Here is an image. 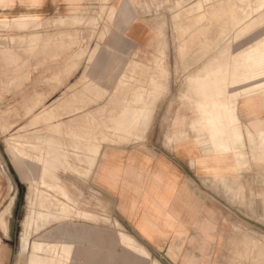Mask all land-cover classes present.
<instances>
[{"label": "crops", "instance_id": "crops-1", "mask_svg": "<svg viewBox=\"0 0 264 264\" xmlns=\"http://www.w3.org/2000/svg\"><path fill=\"white\" fill-rule=\"evenodd\" d=\"M94 1L0 0V12L8 18L16 12L18 25L31 26L34 37L58 39L65 35L67 41L78 31L71 27L73 21L86 19L84 24L90 23L91 18L78 16ZM175 1L183 5L182 10L177 9L180 3ZM213 4L212 7L211 2L204 0H109L113 15L99 22L96 35H108L113 43L108 47L83 48V54L78 52L77 57L83 56L79 63L72 60L65 65L67 71L71 67L70 75L74 78L64 86L49 85L54 89H75L72 97L88 106H120V114L114 119L120 131L116 139L119 144L87 143L88 153L76 163L64 159L72 150L61 138H56V148L50 149L51 153L56 152L57 167L81 170L63 172L60 184L68 199L79 206L75 211L81 210L84 218L97 216L98 222L81 216L76 223H56L39 231L40 238L32 241L28 228L17 229L15 225L18 210L13 205L15 201L18 204L17 191L8 211V184L15 181L7 163L8 154L0 151V220L7 223V236L3 237L4 246L0 249V256L4 257L1 264H12L11 256L8 259L6 254L12 252L14 244L15 264H23L22 259L24 264H30L34 255L44 259V254L33 249L39 241L37 245H42V249L57 245L61 251L65 245L69 251L67 261L64 260L67 264H152L153 257L159 258L167 249L175 250L174 264H264V1L248 2L242 7L245 14L235 18L201 11L202 7L216 8ZM167 8L177 11L165 13ZM163 9L164 25L159 12ZM185 11L188 16H184ZM159 22L164 26V57L185 55L179 48L169 49L170 35L175 32L192 33V40L198 41V47L186 54L196 58L193 67L184 69L187 83L182 85L181 93L164 98L161 103L175 105L172 111L175 110L177 139L167 146L140 140L151 133L150 125L139 129L144 132H136L139 118L153 120L152 105L158 101L152 97L137 100L136 96L120 91L122 72L158 51L153 46L163 30L156 29ZM55 24L64 25L60 33L35 32ZM218 26L226 38L222 48L216 47L221 40ZM83 30L92 34L90 28L80 29ZM67 55L73 57L71 51ZM255 88L256 91L244 93ZM138 103L148 108L124 105ZM93 114L90 109L75 116V120L62 118L53 123L59 130ZM49 118V122L54 119L51 115ZM46 121V117L40 119L42 128ZM51 125L52 122L47 126ZM78 127H72L71 134L66 132L79 136L75 133ZM123 137L134 139L126 143ZM1 227L0 224V234H4ZM240 233L246 236L240 237ZM26 240L28 249L23 247ZM136 249L144 250L146 255ZM246 253L252 256H245Z\"/></svg>", "mask_w": 264, "mask_h": 264}, {"label": "rangeland", "instance_id": "rangeland-1", "mask_svg": "<svg viewBox=\"0 0 264 264\" xmlns=\"http://www.w3.org/2000/svg\"><path fill=\"white\" fill-rule=\"evenodd\" d=\"M204 1L205 3L211 2L212 4H216V8L205 10L202 7V12L211 11L210 15H216L217 17L226 15L235 18L241 17L242 14H245V11L242 7L253 0ZM228 3L229 6H227L225 9L224 7H226V4L228 5ZM182 7L183 5L179 4L177 9L180 11L182 10ZM174 11L177 10L167 8L165 13L168 12L171 14V12ZM159 12L162 14L161 16L164 25V9L160 10ZM2 14L0 12V151H3V154H8L9 160L6 158L7 156L5 158L8 161L7 163L9 165V169L13 174L15 181L11 182L10 180L8 184V198L10 199L8 209L12 207L13 197L16 195L17 191L18 204L17 201H15L16 203L13 205L14 208L18 210V218L15 223L16 228L20 229L22 226L25 229L28 228L31 231L30 234L32 241H35V239L40 238V236H38L39 231L44 229L46 230L53 224L55 225L56 223L60 224L64 222L76 223L82 218L77 212H74L79 208V206L74 205V203L69 199L67 202V198L65 200L63 197V192L60 190V188H58V185H61L60 176L63 172L73 171L80 173L81 170L67 169L65 171L63 168L59 167L57 169L55 163L52 162L54 161L55 156H53L54 154L50 153L49 151L51 148H54L53 146L55 145V139L61 138L63 142L66 141V147L68 150H72V154H67V157H64V159L72 160L75 163L80 162L82 159L80 156L83 157L86 154L87 151L85 150V146L87 143H119L116 141V139H118L117 137L119 136L120 131L117 130L118 126L114 120L115 118H118L120 114L119 104H106L99 107L92 103L91 105L87 106L84 102L72 97V94L76 93L74 92L76 91L75 89L64 87L54 89L49 87L50 84H59L60 86H64L66 81H70L74 78L72 77L73 75H70L72 74L71 67H68L67 71V69H65V65L71 63L72 60H75L77 63H79V60H81L83 56L80 55L77 57L78 52L82 51L83 48H97L103 46L108 47L113 43L111 42V38L108 35H96V31L98 27H100V25H98L99 22H101L103 18L113 15V11L109 6V0H95L89 9L78 16L82 18H91L90 23L86 25L84 23L88 21H74V24L71 27L76 28L78 31H74L73 36L70 35L67 41L65 35L58 39H55V37L51 38L50 36L34 37V31L32 30L31 26L22 24L18 25L15 19L17 16L16 12L9 14V17L12 18H8L7 15ZM188 15V11H185L184 16ZM163 25L161 22L156 25V29L159 31L163 29L159 32L158 38L155 40L153 46V48L158 51L154 52L152 57H148L145 62H138L129 69H126V72L124 74L122 72L120 77L122 87L124 88L120 89L122 93L126 92L130 95V97L136 96L138 98L137 100H140L141 97H143L142 99L152 97L154 101H158L157 105H152L153 120H142V122H137V127H140L141 129L145 128L146 125L151 126V133L148 135V137L146 138L141 136L142 138L140 140H148L149 142L151 141L157 146H167L177 139L175 131L176 121L174 120L175 110L172 111L175 105H164L161 103H164V98L172 97L175 95V93L177 95L181 93L182 85L187 83L188 79V74L184 72V69L188 70L189 67H193L194 62H196V58H194V56L186 54H191V52H193V48L198 47L196 46L198 41L195 42L191 39L192 33H182V31L175 32L174 35H170L172 40L170 41L169 49L179 48V52L185 55L164 57ZM63 27V24L47 25L41 27L43 30H40L39 28L35 30V32L51 31L60 33L59 30ZM81 28H90L92 34L85 32V30L80 31ZM219 28L220 27L218 26L219 31L217 34L218 38L221 40L217 41L218 43L216 47L222 48L224 47V40L226 38L221 35L223 33H221L222 30ZM24 31L26 34H24ZM70 51L73 57L67 55ZM175 51L176 50H172V52ZM220 59L223 61L224 57H220ZM77 77L78 75L75 77V79H77ZM124 82L126 83L124 84ZM90 102H93V100H90ZM124 105L126 107L129 106L139 108L140 106V108H148V106L144 104L140 105L139 103L135 105ZM90 109H93L94 114L92 116H88L86 118L87 120L70 122L71 120H75V116H81L85 111ZM50 115L55 120L53 119V121H51V127H48L47 125L51 123L49 122ZM94 115L96 116L93 117ZM42 117H46L47 120L46 122H43L47 124L45 128H42L41 125L43 124H40V119ZM62 118L71 120L69 121L70 123L68 122L69 125L59 128L58 130V127H55L53 122ZM78 123L80 125H75ZM76 126H79V131L75 133H77L79 136L69 135L68 133H72V127L75 128ZM138 128L137 130L140 129ZM60 130L61 132L58 133ZM63 132L68 135L66 137H61ZM138 132L144 131L140 130ZM57 134L61 136H56ZM130 139L132 140L134 137H123V141L126 143H129V141H131ZM38 161L42 165L39 164ZM49 167L52 168L50 169L51 171H49ZM45 169L48 171H45ZM47 178L49 181H47ZM56 178L58 179L55 180ZM45 181L46 184H43ZM51 183L53 185H51ZM34 184L36 186H34ZM54 184L55 186L57 185V187H54ZM44 188L47 189L46 192L44 191ZM56 188H58L57 191ZM39 189L43 191H40ZM58 197L59 199L57 200ZM62 202H65L68 204V206L72 207L70 208V210L73 211L71 212V215L70 213H67L66 215V213L62 212ZM46 211L50 212L49 215H51L49 216ZM26 212L28 213L27 215ZM40 213H42L44 217L42 216L41 218L39 215ZM50 217H53V219H50ZM87 220L98 222L96 221V217L87 218ZM23 224L28 225L24 226ZM40 225L44 227H41ZM4 228L7 229V223H5ZM6 229H3L5 230L4 234H0V249L2 248L1 246H4L2 240L4 236H7ZM127 245L129 246V244ZM59 249L60 248L58 246H55V248L46 246L45 249L40 250V252L42 251L47 258L49 255L50 259L54 260V264H56L58 260L61 262L64 260L67 261V259L63 258V253L68 249L65 245H62L61 251ZM48 251H50V253ZM135 251L137 253L146 255L145 251L142 249H136ZM46 252L49 254L47 255ZM53 255L56 258H54ZM10 256L12 264H15L16 244H14L12 252L10 251L6 254V258L9 259ZM158 257L159 258H156L155 256L153 257V261L157 264H174L172 261L176 260L175 250H164V254ZM47 258H45V260L36 258V260H40L44 264H53V260L51 261L48 258L50 260L49 261ZM156 259H159V262ZM2 261H4V257L1 255L0 264ZM22 262L24 264V259H22ZM57 264H59V262Z\"/></svg>", "mask_w": 264, "mask_h": 264}, {"label": "bare ground", "instance_id": "bare-ground-1", "mask_svg": "<svg viewBox=\"0 0 264 264\" xmlns=\"http://www.w3.org/2000/svg\"><path fill=\"white\" fill-rule=\"evenodd\" d=\"M180 1H182V0H180ZM213 1H214V0H213ZM263 1H264V0H263ZM175 2H177V1H175ZM178 2H179V1H178ZM178 2H177V4H178ZM261 2H262V1H261ZM179 3H180V2H179ZM215 3H216V2H215ZM217 3H218V2H217ZM180 4H181V3H180ZM215 5H216V4H215ZM178 6H179V5H178ZM211 6H212V3H211ZM218 6H219V5H218ZM180 7H181V6H180ZM212 7H213V6H212ZM260 7H261V6H260ZM177 8H178V7H177ZM214 8H215V7H214ZM182 9H183V8H182ZM211 9H212V8H211ZM213 10H214V9H213ZM213 10H212V11H213ZM81 19H82V18H81ZM85 20H86V19H85ZM72 21H73V20H72ZM73 22H74V21H73ZM73 22H72V23H73ZM70 30H71V29H70ZM222 30H223V29H222ZM202 31H205V30H202ZM215 31H216V29H215ZM187 33H188V32H187ZM221 33H222V32H221ZM202 35H203V33H202ZM222 36H223V35H222ZM191 39H192V38H191ZM163 49H164V48H163ZM203 50H204V49H203ZM206 51H207V50H206ZM246 51H247V50H246ZM201 53H205V51H203V52H201ZM200 55H201V54H200ZM220 56H221V55H220ZM245 56H246V54H245ZM245 56H244V57H245ZM199 57H200V56H199ZM245 58H246V57H245ZM245 58H244V59H245ZM192 59H193V57H192ZM244 59H243V60H244ZM241 60H242V59H241ZM241 60L239 59V61H241ZM245 60H247V59H245ZM235 62H236V61H235ZM241 62H242V61H241ZM244 62H248V61H243V63H244ZM249 62H250V61H249ZM107 63H108V62H107ZM216 63H217V62H216ZM251 63H252V62H251ZM230 64H232V63H230ZM238 64L241 65L242 63H238V62H237V65H238ZM249 64H250V63H249ZM249 64H248V65H249ZM235 65H236V64H235ZM244 65H247V63H245ZM251 65H253V63H252ZM251 65H250V67H251ZM259 66H260V65H259ZM246 67H247V66H246ZM248 67H249V66H248ZM260 67H261V66H260ZM260 69H261V68H260ZM252 70H253V69H252ZM254 70H256V69H254ZM254 70H253V71H254ZM253 71H252V72H253ZM257 71H258V70H257ZM257 71H256L255 73L258 74L260 71H259V72H257ZM241 72H242V71H241ZM244 72H245V67H244ZM242 73H243V72H242ZM207 75H208V74H207ZM258 75H260V74H258ZM243 77H245V76H243ZM245 78H246V77H245ZM247 78H248V77H247ZM242 80H243V79H242ZM246 80H247V79H246ZM11 81H12V80H11ZM17 81H18V80H17ZM238 81H240V80L238 79ZM247 81H248V80H247ZM241 82H242V81H241ZM16 84H17V83H16ZM242 84H243V83H242ZM147 90H148V89H147ZM252 90H253V91H256L257 89L255 88V89L245 90L244 93H246V92H248V91H252ZM201 95H202V94H201ZM90 105H91V104H90ZM140 105H141V104H140ZM87 106H88V105H87ZM214 106H215V105H214ZM214 106H213V107H214ZM216 106L218 107V105H216ZM230 106H231V104H230ZM139 108H140V106H139ZM227 108H228V107L226 106V109H227ZM226 111H228V109L225 110V112H226ZM211 114H212V113H211ZM144 115H145V112H144ZM138 116H139V115H138ZM182 116H183V115H182ZM27 117H28V116H27ZM211 117H213V116H211ZM185 118H186V117H185ZM139 119H140V121H141V118H139ZM212 119H213V118H212ZM216 120H217V119H216ZM183 121H184V120H183ZM217 121L219 122V120H217ZM230 121H231V120H230ZM25 122H26V121H25ZM141 122H142V121H141ZM143 122H144V121H143ZM232 122H233V120L231 121V123H232ZM138 123H139V122H138ZM142 124H143V123H142ZM190 124H191V123H190ZM144 125H145V124H144ZM142 126H143V125H142ZM143 127H144V126H143ZM137 128H138V127H137ZM137 128H136V132H137ZM139 128H140V127H139ZM139 128H138V129H139ZM140 129H141V128H140ZM143 129H144V128H143ZM48 130H50V129H48ZM82 130H83V129H82ZM93 130H94V129H93ZM141 130H142V129H141ZM145 130H146V129H145ZM133 131H134V130H133ZM138 131H139V130H138ZM48 132H49V131H48ZM131 133H132V132H131ZM138 133L140 134L141 132H138ZM134 134H135V133H134ZM136 134H137V133H136ZM57 135H58V134H57ZM131 135H133V134H131ZM143 135H144V134H143ZM129 136H130V135H129ZM135 136H136V135H135ZM137 136H138V135H137ZM137 136H136V137H137ZM140 136H141V135H140ZM96 137H97V136H96ZM137 139H138V138H137ZM140 139H141V138H140ZM130 140H131V139H130ZM64 141H65V140H64ZM138 141H140V140L138 139ZM135 142H136V141H135ZM142 142H143V141H142ZM33 143H34V142H33ZM108 143H109V142H108ZM118 144H119V143H118ZM136 144H137V143H136ZM38 145H39V144H38ZM45 145H46V144H45ZM45 145H44V147H45ZM51 147H52V146H51ZM53 147H55V145H54ZM55 148H56V147H55ZM238 148H239V147H238ZM238 148H236V149L238 150ZM47 149H48V148H47ZM51 149H52V148H51ZM57 149H58V147H57ZM234 149H235V148H234ZM48 150H49V149H48ZM44 151H45V150H44ZM49 151H50V150H49ZM51 151H52V150H51ZM239 151H240V150H239ZM61 152H62V151H61ZM48 153H49V152H48ZM50 153H51V152H50ZM55 153H56V152H54V155H55ZM59 153H60V151H59ZM46 154H47V153H46ZM52 154H53V153H52ZM62 154H63V153H62ZM35 155H36V154H35ZM54 155H53V156H54ZM46 156H47V155H46ZM56 156H57V155H56ZM73 156H74V155H73ZM60 157H62V156H60ZM60 157H59V158H60ZM70 157H72V156H70ZM77 157H78V156H77ZM42 158H43V156H42ZM44 158H45V157H44ZM50 158H51V157H50ZM73 158H74V157H73ZM73 158H72V159H73ZM75 158H76V156H75ZM80 158H82V157L80 156ZM80 158H79V159H80ZM24 160H25V159H24ZM28 160H29V159H28ZM42 160H43V159H42ZM31 161H32V160H31ZM39 161H40V160H39ZM39 161H38V163L41 164ZM51 161H52V160H51ZM63 161H64V160H63ZM32 162H34V161H32ZM52 162L54 163V161H52ZM71 162H72V161H71ZM89 162H90V161H89ZM89 162H87V163H89ZM57 163H58V162H57ZM57 163H56V161H55V166H56ZM90 163L92 164V163H94V162H90ZM91 164H90V167H93ZM241 164H242V163H241ZM41 165H42V164H41ZM57 165H59V163H58ZM60 165H61V162H60ZM83 165H84V164H83ZM51 166H52V165H51ZM62 166H65V165L63 164ZM84 166H85V165H84ZM87 166H89V164H87ZM39 167H40V165H39ZM53 167H54V166H53ZM56 167H57V166H56ZM90 167H88V168H90ZM61 168H63V167H61ZM47 169H48V167H47ZM47 169H45V171H46ZM50 169H52V168L49 167V171H51ZM57 169H58V167H57ZM64 170L66 171V169H64ZM47 171H48V170H47ZM53 171H54V170H53ZM53 171H52V172H53ZM41 173H42V172H41ZM45 176H46V175H45ZM47 176H48V175H47ZM53 176H54V175H53ZM38 177H39V175H38ZM54 177H55V176H54ZM48 178H49V177H48ZM48 178H47V181H49ZM45 179H46V177H45ZM57 179H58V178H56L55 180H57ZM29 181H30V180H29ZM52 181H53V180H52ZM37 183H38V182H37ZM47 183H48V182H47ZM54 183H55V181H54ZM35 184H36V183H35ZM35 184H34V186H36ZM43 184H46V181H45ZM49 184H50V183H49ZM51 185H53V184L51 183ZM49 186H50V185H49ZM58 186H59L58 188H60V190L63 192V195H64L63 197L65 198V200H66V198H67L66 201L68 202V196H67V194H66L64 188H63L61 185H58ZM54 187H57V185L55 186V184H54ZM37 188H38V185H37ZM58 188H56V191H57ZM40 189H41V187H40ZM40 189H39V190H40ZM44 189H45V188H44ZM31 190H32V187H31ZM46 190H47V189H45L44 191L46 192ZM60 190H59V191H60ZM33 191H34V190H33ZM40 191H43V190H40ZM62 192H61V193H62ZM52 194H53V193H52ZM57 194H58V192H57ZM263 194H264V193H263ZM263 194H262V195H263ZM28 195H29V193H28ZM43 195H44V194H43ZM48 195H50V194H48ZM37 196H38V194H37ZM51 196H54V195H51ZM58 196H59V195H58ZM48 197H49V196H48ZM59 197H61V196H59ZM59 197L57 198V200L59 199ZM63 197H62V198H63ZM54 198H55V197H54ZM31 200H32V199H31ZM44 201H45V199H44ZM60 201H62V200H60ZM96 201H97V200H96ZM8 203H9V202H8ZM58 203H59V202H58ZM62 203H63V202H62ZM75 203H76V202H75ZM129 203H130V202H129ZM11 204H12V203H11ZM60 204H61V203H60ZM60 204H59V205H60ZM0 205H1V204H0ZM30 206H31V205H30ZM45 206H46V205H45ZM130 206H131V205H130ZM28 207H29V206H28ZM98 207H99V206H98ZM46 208H47V207H46ZM58 208H59V206H58ZM70 208H72V207L68 206V204H66V203L64 202V203H63V207H62V212H63V213H66V215H67V213H70V215H71V214H72L71 212H73V211L70 210ZM124 208H125V207H124ZM10 209H11V208H10ZM10 209H8V211H9ZM51 209H52V208H51ZM51 209H50V210H51ZM130 209H132V208H130ZM54 210H55V209H54ZM73 210H74V209H73ZM6 211H7V210H6ZM27 211H29V210H27ZM80 211H81V210H80ZM80 211H79V212L77 211V212H78V214H79L80 217H81V216L83 217V215H82L83 212L80 213ZM51 212H53V211H51ZM74 212H76V211H74ZM127 212H128V211H127ZM8 213H9V212H8ZM42 213H43V210H42ZM42 213L39 214V215L41 216V218H42V216H43ZM46 213H48V215H49L50 212H47V211H46ZM54 213H55V212H54ZM63 213H62V214H63ZM84 213L87 214L86 211H85ZM89 213H90V212H89ZM97 213H98V212H97ZM1 214H2V213H1ZM4 214H7V213H4ZM27 214H28V213L26 212V215H27ZM55 214H56V213H55ZM62 214H61V215H62ZM93 214H94V213H93ZM50 215H51V214H50ZM50 215H49V216H50ZM61 215H60V217H61ZM96 215H97V214H95L94 216H96ZM54 216H56V215H54ZM54 216H53V217H54ZM79 216H78V217H79ZM84 216H85V215H84ZM91 216H93V215L91 214ZM98 216H99V215H98ZM43 217H44V216H43ZM47 217H48V216H47ZM53 217H50V219H53ZM62 217H63V216H62ZM33 218H34V217H33ZM41 218H39V219H41ZM45 218H46V217H45ZM55 218H56V217H55ZM83 218H84V217H83ZM87 218H88V217L86 216V219H87ZM90 218H91V217H90ZM92 218H93V217H92ZM96 218H97V216H96ZM84 219H85V218H84ZM33 220H34V219H33ZM34 221H35V220H34ZM85 221H86V220H85ZM96 221H97V220H96ZM84 223H85V222H84ZM149 223H151V222H149ZM0 224L2 225V228H3V229H6V228H4V227H5V221H4L3 218H1V220H0ZM152 225H153V224H152ZM40 226H41V225H40ZM41 227H44V226H41ZM33 228H34V227H33ZM41 229H42V228H41ZM31 230H32V229H31ZM36 230H38V229H36ZM25 231H26V230H25ZM238 232H239V231H238ZM98 234H99V233H98ZM98 234H97V235H98ZM153 234H154V233H153ZM240 234H241V233H240ZM25 236H26V235H24L23 237H25ZM98 236H99V235H98ZM242 236H243V235L241 234L240 237H242ZM245 236H246V235H244L243 237H245ZM250 238H251V237H250ZM251 239H252V238H251ZM242 240H244V239H242ZM240 241H241V239L239 240V242H240ZM245 241H246V240H245ZM251 241H252V240H251ZM39 242L41 243V241H39ZM246 242H247V241H246ZM248 242H250V241L248 240ZM40 243H37V244H40ZM46 243H48V242H46ZM55 243H56V242H55ZM55 243H54V244H55ZM240 243H242V242H240ZM259 243H260V242H259ZM37 244H35V245H34V248H33V247H32V248H33L35 251L37 250L38 253H40L39 251L42 250V248H41L42 245H37ZM42 244H43V243H42ZM48 244H49V243H48ZM48 244H47V245H48ZM50 244H53V243L50 242ZM54 244H53V245H54ZM57 244H58V243H57ZM243 244H244V243H243ZM245 244H246V243H245ZM245 244H244V246H245ZM254 244L256 245V243H254ZM234 245H235V244L233 243V246H234ZM260 245H261V244H259V246H260ZM27 246H28V242H27V240H26L25 243L23 244V247H25V249H26ZM32 246H33V245H32ZM44 246H45V245H44ZM55 246H57V245H54L53 247L55 248ZM256 246H258V244H257ZM42 247H43V246H42ZM27 249H28V248H27ZM241 249H242V248H241ZM253 249H254V248H253ZM262 249H263V247H262ZM59 250H60V249H59ZM233 250H234V249H233ZM246 250H247V249H246ZM249 250H251V249H249ZM32 251H33V250H32ZM244 251H245V250H244ZM247 251H248V250H247ZM258 251H259V250H257V252H258ZM260 251H261V249H260ZM263 251H264V249H263ZM48 252L50 253V251H48ZM48 252H46L47 255L49 254ZM53 252H54V251H53ZM233 252H234V251H233ZM41 253L44 254L42 251H41ZM57 253H58V250H57ZM238 253H239V252H238ZM255 253H256V252H255ZM260 253H261V252H260ZM260 253H259V254H260ZM262 253H263V252H262ZM262 253H261V255H262ZM33 254H34V253H33ZM35 254H37V252H36ZM52 254H53V253H52ZM242 254H243V251H242ZM246 254H247V253H246ZM246 254H245V256H246ZM256 254H257V253H256ZM50 255H51V254H50ZM243 255H244V254H243ZM30 256L32 257V255H30ZM41 256H42V255H41ZM48 256H49V255H48ZM55 256H56V254H55ZM68 256H69V251H68V250L64 251V253H63V258L65 259V257H68ZM250 256H252V255H250ZM36 257L38 258V256H36ZM36 257H35V255H34V258H35V259H32L30 264H44L43 262L40 261V260H42L41 257H39V258H40L39 261L36 260ZM43 257H45V255H44ZM49 257H50V256H49ZM53 257H54V255H53ZM243 257H244V256H243ZM243 257H242V258H243ZM29 258H30V257H29ZM45 258H47V257H45ZM45 258H44V260H45ZM51 258H52V257H51ZM54 258H56V257H54ZM248 258H249V256H248ZM263 258H264V257H263ZM26 259H27V258H26ZM47 259H48V258H47ZM257 259H258V258H257ZM48 260H49V259H48ZM50 260H51V259H50ZM50 260H49V261H50ZM52 260H53V259H52ZM52 260H51V261H52ZM55 260H56V259H55ZM134 260H135V259H134ZM257 261H258V260H257ZM27 262H28V261H27ZM58 262H59V264H65V263H67V262L64 263V261L61 262V261H59V260L57 261V263H58ZM134 262H135V261H134ZM138 262H139V261H138ZM51 263H52V262H51ZM54 263H55V262H54V260H53V264H54ZM57 263H56V264H57ZM153 263H154V264H157V263H155L154 261H153ZM25 264H26V263H25Z\"/></svg>", "mask_w": 264, "mask_h": 264}]
</instances>
